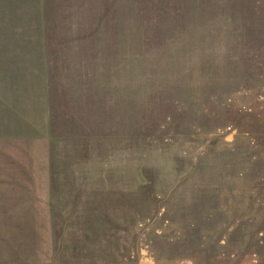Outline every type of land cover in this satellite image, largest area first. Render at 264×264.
I'll return each mask as SVG.
<instances>
[{
    "label": "rangeland",
    "instance_id": "374dc122",
    "mask_svg": "<svg viewBox=\"0 0 264 264\" xmlns=\"http://www.w3.org/2000/svg\"><path fill=\"white\" fill-rule=\"evenodd\" d=\"M0 264H264V0H0Z\"/></svg>",
    "mask_w": 264,
    "mask_h": 264
}]
</instances>
